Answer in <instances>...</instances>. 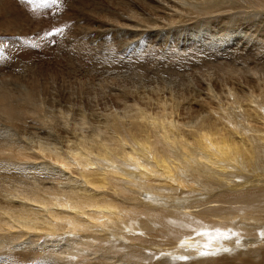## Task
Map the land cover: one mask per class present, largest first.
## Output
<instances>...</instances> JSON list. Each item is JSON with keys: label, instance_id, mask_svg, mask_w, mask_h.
<instances>
[{"label": "bare ground", "instance_id": "bare-ground-1", "mask_svg": "<svg viewBox=\"0 0 264 264\" xmlns=\"http://www.w3.org/2000/svg\"><path fill=\"white\" fill-rule=\"evenodd\" d=\"M5 1L0 0V8ZM118 1V15L128 22L122 24L137 40L150 32L155 37L177 32L184 38L175 47L193 44L189 59L191 53L216 50L229 41L222 50L231 47L235 67L218 70L221 93L208 82L200 99L194 91L186 98L184 91L177 94L172 88L148 96L135 86L113 96L115 106L101 108L54 90L28 91L20 80L13 93L0 89V124L7 126L6 133L0 132V264H145L149 251L172 258L159 264H185L184 254L195 245L190 237L180 241V253H170L174 246L155 252L151 242L192 228L199 240L229 237L232 218L248 204L243 218L247 236L225 242L234 252L223 254L221 246L205 259L196 248L191 264H238L244 258L264 264V252H256L264 237L250 251L240 249L250 236H260L264 225V188H257L264 187V61H258L264 59V0H151L165 17L148 0ZM117 3L110 1L119 11ZM82 5L76 11L88 16L92 10ZM107 12L102 11L103 17L109 18ZM11 21L3 22L0 43L15 42ZM233 23L237 29L222 34ZM194 29L199 36L189 32L197 38L188 43L184 31ZM136 43L123 44L122 56L133 54ZM87 45L76 42L70 50L77 57L89 50ZM177 49L158 53L177 60ZM232 83L245 89L239 92ZM167 94L172 104L165 103ZM33 130L46 139L35 142L40 146L30 135ZM182 198L192 203L206 199L207 208L193 214L172 211L170 203ZM163 200L164 208L154 207ZM206 216L221 220L206 223ZM66 248L69 255L59 252Z\"/></svg>", "mask_w": 264, "mask_h": 264}, {"label": "rangeland", "instance_id": "rangeland-1", "mask_svg": "<svg viewBox=\"0 0 264 264\" xmlns=\"http://www.w3.org/2000/svg\"><path fill=\"white\" fill-rule=\"evenodd\" d=\"M83 1L84 0H11L13 3L10 2L9 6L8 0L5 1L4 8H0V34L3 32V27L1 28L3 22L6 23V20L12 19L10 25L13 33H10L14 36L15 42H12V40H1L0 43V49H6V51L0 52L1 90L13 93L12 90H15L16 82L18 83V80H20L23 81L22 83L28 88V91H32L35 87L38 88V91L49 89L52 92L54 90L61 97L69 95L83 97L87 102L89 99L90 102L88 103L101 108L108 103H112V105L115 106L116 102L112 100V97L125 91L124 89H130L135 86L147 92L148 96L153 95L152 93L156 91L160 92L161 90L172 88L177 94L184 91L186 98H191L192 92H189V90L194 91V94L200 99L205 96L208 82H210L211 85L209 86L212 87L215 92H222L217 89L220 87L217 76L221 74L218 70L228 66L235 67L236 64V55L231 47H228L227 50H222L225 47L223 45L229 44V41L223 45L222 42H220L221 46L218 44L219 48H216V50L205 47L206 49L199 54L191 53V59H189L188 52L191 50L188 48H191L193 44L190 46L187 45L188 47L180 45L175 47L176 42L180 43L178 41L180 40L182 42L184 38L183 35L180 36L177 32L165 33L163 37H155L151 35L150 32L148 35L140 36L139 40H137L138 37L136 38V35L134 36V33L129 29L127 30V26L122 24L127 21L119 16L122 12L120 5L122 4L121 1L117 0V4L120 6L119 11L115 4H110V1L114 0ZM147 2L150 7L159 12L158 16H166V14H162L164 11H162L157 3L151 0ZM82 3L86 4L85 8L92 10L90 11L91 14L88 13V16L81 17L77 12L83 8ZM143 3L145 2L138 1L137 5H142ZM103 10L108 11L109 18L103 17V14H101ZM118 12L120 13L119 15ZM139 12V14H143L142 10H139ZM116 19H118L117 22L115 21ZM79 20H85L84 24ZM243 23H245V21H243L242 24ZM224 25H221V27ZM244 25L246 26L247 23ZM82 27H88V29H83ZM235 27L234 23L231 24L229 30H224L222 34L225 35L227 32L235 31L237 29ZM57 29L61 31H57ZM105 30L107 31L104 32ZM197 30L198 29L184 31L185 35L190 38L188 43H192V41H194L193 38L196 39L197 36H199L197 35L199 30ZM191 31L197 36H190L189 34ZM47 32H54L55 34L46 36L45 33ZM87 32L89 33L86 36ZM31 33L33 34L31 35ZM219 36L220 35L216 38ZM19 37L23 39L20 40ZM178 38L181 39L178 40ZM227 39L229 40V38ZM84 40L85 43L88 44L89 50L76 57L75 52H71L70 50L73 47L72 44L76 42L82 43ZM134 41H138L140 44H134L133 54L131 52L129 55H124L123 57L121 53H123L122 51L125 45L127 43H133ZM177 48L181 49V53H178L177 60L170 56L166 58L165 53L162 55V58L158 53L176 51L178 50ZM201 48L203 49L204 47L201 46ZM240 51L244 53L245 56L254 58L250 52H245L241 50V48ZM119 55H121V57H119ZM119 61L121 63H119ZM258 61H264V59H259ZM209 76H212V79ZM208 78H210V80H208ZM232 85L233 83L229 86ZM233 86L239 92L245 89L240 85ZM249 86L255 89L258 88L253 84ZM153 88L157 90L154 89L153 91ZM227 94L228 92L223 96ZM175 96L178 95H173V97ZM169 97L170 95L167 94L165 100L167 104L171 103V100L168 99ZM155 100H157L156 97ZM88 103H86L85 106H87ZM192 104L193 106H197V103ZM0 132L1 134L7 132V126L3 123L0 124ZM36 132L38 131L33 130L35 134H30L32 136L34 135V138L37 136L36 140L33 139L34 143L36 141H41V138L43 141L44 138L42 135H40V138L38 134L36 135ZM25 135L30 136L29 134ZM32 138H28L29 140L27 139L26 141L33 142ZM44 141H46V139H44ZM29 142L27 145L33 147L34 144L32 142L29 144ZM35 144L40 146L39 142ZM39 146H37V148ZM257 188L263 189L264 187L258 186ZM165 203V200H163L160 204L153 206L162 209ZM170 205L169 208L172 211L178 212L177 208H180L181 210L189 211V214L200 213L207 208L206 199L203 198H198L194 203L182 198L175 203H170ZM250 206L249 204L248 206H244L242 212L237 213L232 218L234 229L231 231L232 233L228 235L229 237L231 236L232 239L238 236H247L243 234V218L248 214V210L251 208ZM256 209L255 206V214H257ZM205 219L206 223L211 219L221 220V218L217 216H213L212 218L206 216ZM209 233L210 231L207 230V234ZM259 234L260 236H250L252 238L247 242V246H243L240 249L243 251H250L254 242L264 237V225L261 227ZM138 236L146 238L141 232H138ZM198 236L199 235H196V229L192 228L188 229L185 234L175 235V233H172V236L167 234L164 238L156 239L151 242V246L155 252L163 251V248H167L168 246H174L170 253H180V249H184L180 241L185 237H190L193 240L192 243H195V245L188 248L190 251L189 253L184 254L186 255V257H184L186 259H183V261L185 260L186 262L185 264H191V261L196 258V256H194L196 248H200L199 257H205V259H210V257H208L210 255L209 253H212L210 250L221 246H224L223 252L225 253L223 254H231L234 252L232 247L230 251L226 248L230 245L229 243L225 244L229 237L224 236L222 238H216L208 236L199 240L197 238ZM246 239L247 238H244V240ZM28 241H31V239ZM65 247L66 246H64V248ZM202 251H204V255L201 254ZM59 252H64V255H69L68 248H66V250L61 249ZM167 252L169 251L165 250L163 253ZM256 252H264V243L260 242V244L257 245ZM214 253H216V251H214ZM148 254H150L149 260H146L145 264H159L164 263V259H172L168 255H164V259H162L163 256H157L158 253L155 254L152 251H149ZM246 259L247 258H244V260L238 264H251L250 261L246 262ZM118 263H120V261ZM27 264H33V262H28Z\"/></svg>", "mask_w": 264, "mask_h": 264}, {"label": "snow or ice", "instance_id": "snow-or-ice-1", "mask_svg": "<svg viewBox=\"0 0 264 264\" xmlns=\"http://www.w3.org/2000/svg\"><path fill=\"white\" fill-rule=\"evenodd\" d=\"M57 31H61V30L60 29H57ZM54 34H55L54 32H47V33H45L46 36H52Z\"/></svg>", "mask_w": 264, "mask_h": 264}]
</instances>
